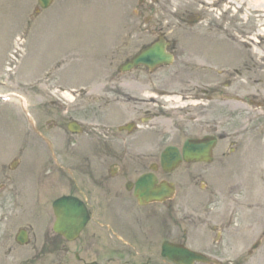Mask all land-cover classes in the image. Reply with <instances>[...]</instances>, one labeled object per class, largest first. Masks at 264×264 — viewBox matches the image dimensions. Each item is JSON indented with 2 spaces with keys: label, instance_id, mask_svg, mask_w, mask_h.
Instances as JSON below:
<instances>
[{
  "label": "flooded vegetation",
  "instance_id": "flooded-vegetation-1",
  "mask_svg": "<svg viewBox=\"0 0 264 264\" xmlns=\"http://www.w3.org/2000/svg\"><path fill=\"white\" fill-rule=\"evenodd\" d=\"M133 3L124 43L112 41L99 58L111 69V95L93 90L96 76L86 81L88 90L79 82L81 89L66 97L65 87H52L53 73L45 71V80L32 83L26 109L0 107V139L10 137L12 143L10 153H0V264H169L160 250L165 241L186 244L179 238L181 216L206 231L215 226L210 208L201 220L187 207L201 195L193 191L202 180L206 200L215 198L213 170L231 178L230 170L242 164L244 134H229L224 123L231 97L243 105L255 101L254 94L242 96L234 76L241 75L234 67L244 60L229 65L227 55L197 48L215 44L225 30L216 23L204 28L199 12L186 6L171 12L175 2L161 0ZM148 10L155 16L149 18ZM156 44L165 47L172 64H131ZM256 67L254 62L248 70ZM197 75L204 80L197 82ZM234 84L236 93H229ZM197 114L205 115L203 126H196ZM204 136L218 138L211 162L183 161L173 171L163 169L167 147L182 150L188 138ZM147 174L156 188L173 184L174 193L159 200V194L139 197L138 182ZM59 200L66 225L72 211L71 234L55 230ZM221 228L227 231L228 223ZM222 245L202 241L204 248Z\"/></svg>",
  "mask_w": 264,
  "mask_h": 264
},
{
  "label": "rangeland",
  "instance_id": "rangeland-1",
  "mask_svg": "<svg viewBox=\"0 0 264 264\" xmlns=\"http://www.w3.org/2000/svg\"><path fill=\"white\" fill-rule=\"evenodd\" d=\"M106 1L100 3L97 0H57L51 8L40 12L38 0H0V94L5 95L10 92L31 94L33 80L35 78L43 79L46 75V73H43L46 69H42V63L50 55H56L57 52L65 49L63 46L64 40H67L70 45L66 44L67 49L80 45L87 38L89 39L86 42L93 44L101 40L99 29L104 28L107 43L104 45H108V38L111 39L112 34L107 37L106 30L109 29L108 26L114 23L112 26L115 27L116 24L117 32L121 31L114 40L116 43L121 41L124 36L121 39L118 37L122 34L125 24L131 22L134 18L130 17L129 9H133V2L137 0H114V4L111 0ZM161 1L165 3L175 2L169 10L171 12H176L175 8L178 6H186L188 7L186 9L192 11L198 10L205 19L202 23L204 28L208 23L211 24L210 26L213 25L212 23L222 25L226 31L221 35L220 40H216L215 44L197 46V48L214 49L217 50L218 54L227 51L225 58L228 60L229 65L232 62L237 63V61L244 60L240 65L234 67L241 72V75L234 74V76L242 85V95L254 94L258 98L257 101H264V0ZM87 3L93 4L91 7L93 11L87 10ZM80 7L82 10H80ZM186 9L180 10L185 11ZM206 12H208L207 15ZM147 16L150 18L155 15L148 10ZM132 25H135V23ZM136 26H139V21ZM232 35L235 36V39L234 36L231 38ZM227 36L230 38L228 39ZM73 41H77V43ZM121 43L123 44L124 40ZM97 51L91 52V58L87 56V59H84L83 64L85 66L83 65V69L78 68L79 75L77 74V78L86 81L91 78V72L94 71L97 76H100V80H103L102 78L104 80L109 79L111 70H108L109 63L107 64L104 60L99 61V58H102L105 52ZM254 62L257 63V67L248 70V68H252ZM32 69L41 72L39 73L40 76L34 78ZM46 72L48 71L46 70ZM166 75H169V73ZM195 79L197 82L204 80L199 79L198 75ZM101 84L96 83L93 87L99 89ZM109 87L110 85H108ZM178 87L180 89L181 85ZM236 87L234 84V87L228 92L235 94ZM176 89L178 88L176 87ZM100 91L105 95V88L102 87ZM0 106L3 107L4 104L0 103ZM239 107L235 102L228 103V113L225 115L226 121L224 124L229 134H235L239 137L244 134L243 142L246 147L243 151L242 161L248 169L243 172L242 166L240 169L237 168L239 181L237 178H232V180L241 183L242 188L247 185L248 196H246L247 200L244 197L245 200L237 197L239 199L234 198L232 201L230 196H227L219 199L217 204L212 206L214 213L219 208H224L223 205L225 208L231 206L226 216H228L230 224L235 229L241 227L239 234L237 233L232 238L228 235V240H225V231L220 228L219 232L223 233L224 238L222 241L224 243L227 241L226 244H228L233 239L237 247L222 246V253L219 252V254L221 253L219 256L222 259L224 258V261L222 260L224 264H264V138L262 136L263 139L261 140L257 138L260 135V127L264 124V115L262 114L263 119L251 115V113L257 111L260 114L261 112L264 113V106L263 109H260L259 107L246 105L244 107L245 111ZM195 118L199 122L196 125L197 127L203 126L200 123L206 121L204 114H197ZM9 142H11L10 137ZM2 146L4 145L0 144V147ZM251 163H254L255 168L251 166ZM214 171L213 181L218 186L225 183L224 181L227 179L224 175H220V170L215 169ZM203 182L204 180L201 181V184ZM234 183L232 182V184ZM196 193H202L200 186L196 189ZM201 198L199 202L196 200L195 210L205 208L206 198ZM236 202H238L237 205ZM247 206L250 210L247 209ZM241 208L244 209L243 213H240ZM236 224L240 227H236ZM186 228L191 229V227L184 224L180 225L179 238H189L194 242L190 232L184 235L183 230ZM216 232L217 230H214L212 233ZM240 233H242V237H240ZM105 236L106 240H109L108 234H105ZM256 239H261L262 244L252 255H249L248 250L253 242L257 241ZM197 242L195 241V246L198 244Z\"/></svg>",
  "mask_w": 264,
  "mask_h": 264
},
{
  "label": "water",
  "instance_id": "water-1",
  "mask_svg": "<svg viewBox=\"0 0 264 264\" xmlns=\"http://www.w3.org/2000/svg\"><path fill=\"white\" fill-rule=\"evenodd\" d=\"M53 0H40V4L42 5L43 8H46L50 5V3ZM150 55H155L158 52L157 51H151L148 52ZM148 54V55H149ZM209 143L205 142L204 144H199L200 148H198L197 144H193V142H188L186 144L185 150H188L189 148L191 151L194 150H202L207 147ZM210 145V144H209ZM204 147L203 149H201ZM200 156H203V154H198ZM163 255L170 257L172 260L178 262V263H183V264H192L195 258L201 259L199 255H196L189 249L185 248L184 246L181 245H168L165 244L163 247Z\"/></svg>",
  "mask_w": 264,
  "mask_h": 264
}]
</instances>
